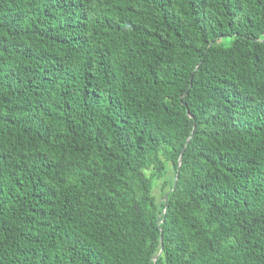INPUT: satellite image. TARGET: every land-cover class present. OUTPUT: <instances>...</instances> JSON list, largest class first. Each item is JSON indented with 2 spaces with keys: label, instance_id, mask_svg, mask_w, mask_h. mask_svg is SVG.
<instances>
[{
  "label": "trees",
  "instance_id": "obj_1",
  "mask_svg": "<svg viewBox=\"0 0 264 264\" xmlns=\"http://www.w3.org/2000/svg\"><path fill=\"white\" fill-rule=\"evenodd\" d=\"M0 264H264V0H0Z\"/></svg>",
  "mask_w": 264,
  "mask_h": 264
},
{
  "label": "rangeland",
  "instance_id": "obj_2",
  "mask_svg": "<svg viewBox=\"0 0 264 264\" xmlns=\"http://www.w3.org/2000/svg\"><path fill=\"white\" fill-rule=\"evenodd\" d=\"M159 183H157V185L155 186V189H154V193L157 194L158 198H161V188L159 187L158 185Z\"/></svg>",
  "mask_w": 264,
  "mask_h": 264
},
{
  "label": "water",
  "instance_id": "obj_3",
  "mask_svg": "<svg viewBox=\"0 0 264 264\" xmlns=\"http://www.w3.org/2000/svg\"><path fill=\"white\" fill-rule=\"evenodd\" d=\"M167 197V196H166Z\"/></svg>",
  "mask_w": 264,
  "mask_h": 264
}]
</instances>
